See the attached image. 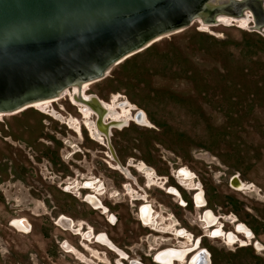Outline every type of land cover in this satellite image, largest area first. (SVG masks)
<instances>
[{"label":"rangeland","instance_id":"rangeland-1","mask_svg":"<svg viewBox=\"0 0 264 264\" xmlns=\"http://www.w3.org/2000/svg\"><path fill=\"white\" fill-rule=\"evenodd\" d=\"M246 27L195 23L92 84L89 93L105 100L111 94L125 95L158 125L156 130L132 128L126 136L117 135L114 142L124 159L136 155L165 171L166 160L180 164L185 154L202 146L217 154L214 170H244L246 180L264 188V35ZM58 104L77 116L67 100ZM54 108L62 113L58 105ZM131 137L137 141H127ZM65 141L79 144L64 125L33 108L0 118V264H83L61 247L64 242L78 247L80 242L55 225L61 214L88 217L98 230H107L121 247L131 249L135 258L145 252L142 240L148 233L136 221V211L117 208V225L107 226L100 215L88 213V207L65 194L63 183L69 182L72 164L85 176L111 178L110 188L119 189L112 174L105 173L97 158L104 155L96 147L88 146L90 153L74 164L73 150ZM132 144L140 152H132ZM233 152L240 156H225ZM220 175L215 174V183ZM149 195L156 196L153 191ZM16 218L31 223L30 233L12 227ZM91 247L101 259L80 249L83 261L101 264L105 249ZM108 257L115 258L112 253Z\"/></svg>","mask_w":264,"mask_h":264},{"label":"flooded vegetation","instance_id":"flooded-vegetation-1","mask_svg":"<svg viewBox=\"0 0 264 264\" xmlns=\"http://www.w3.org/2000/svg\"><path fill=\"white\" fill-rule=\"evenodd\" d=\"M91 86L77 99L74 90H69L45 109H33L75 135L79 144L65 141L73 150L70 157L74 164H78L79 156L90 153L88 146L96 147L104 155L97 158L105 173L116 179L119 189L110 188L107 182L113 181L111 178L105 181L93 173L85 176L72 164L69 182L63 183L64 192L88 207V213L100 215L107 226L117 225L119 220L114 212L117 208L136 211V221L148 233L142 240L145 252L135 258L131 249L121 247L107 230H98L88 217L65 214L59 215L55 225L78 237L80 242L78 247L66 242L61 247L83 264L94 262L86 258L83 261L81 250L101 259L91 245L105 249L101 264H264V188L256 181L246 180L244 170L233 168L232 173L214 170L217 154L202 146L185 154L180 164L166 160L165 171L136 155L124 159L114 142L116 136H126L132 128L156 130L158 125L127 96L111 94L105 100L89 93ZM63 99L76 110L77 116L58 104ZM54 104L62 113L55 111ZM134 140L137 141L131 137L127 141ZM132 152H140L139 146H134ZM225 156L236 158L240 154ZM193 160L203 166L193 165ZM216 173L221 174L218 176L221 180L215 183ZM222 185L227 189H221ZM149 191L163 199L152 197ZM11 225L23 233L32 229L26 218H16ZM108 253L115 258L110 260Z\"/></svg>","mask_w":264,"mask_h":264},{"label":"water","instance_id":"water-1","mask_svg":"<svg viewBox=\"0 0 264 264\" xmlns=\"http://www.w3.org/2000/svg\"><path fill=\"white\" fill-rule=\"evenodd\" d=\"M248 13L264 35L263 0H0V116L82 91L195 23Z\"/></svg>","mask_w":264,"mask_h":264},{"label":"bare ground","instance_id":"bare-ground-1","mask_svg":"<svg viewBox=\"0 0 264 264\" xmlns=\"http://www.w3.org/2000/svg\"><path fill=\"white\" fill-rule=\"evenodd\" d=\"M263 1H264V0H263ZM221 21H223L222 24H227V23H230V24L240 23L242 26H245V28H247L246 26H248V29H249V28H250L249 24H250V22H252V16H251L250 13H248L247 17H244V18H242V19H228V18H221ZM252 23H253V22H252ZM201 25H203V27H213V26H208V25H204V24H201ZM219 25H221V24H219ZM219 25H214V26H219ZM160 41H161V40H160ZM158 42H159V41H158ZM156 43H157V42H156ZM92 84H93V83H91V84H87V85L83 86L82 91H81V89H79L78 87L70 88V89L66 90L65 93H64L60 98H58V99H56V100H53V101H46V102H44V103L37 104V105H35L33 108H37V107H38L39 109H45V108L48 106V104H49L50 102L57 101V100L63 98L65 95H67V94L69 93V90H74V97L77 99V97L81 96V94L84 95L85 89H86L88 86L92 85ZM125 112H126V111H125ZM19 113H20V112H19ZM16 114H18V113H16ZM124 114H125V113H124ZM13 115H15V114H13ZM6 116H11V115H6ZM0 117H3V116H0ZM117 117H118V116H117ZM183 258H184V257H183ZM161 259H163V258H161ZM170 260H171V259H170ZM171 263H172V262H171Z\"/></svg>","mask_w":264,"mask_h":264}]
</instances>
